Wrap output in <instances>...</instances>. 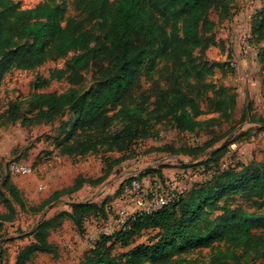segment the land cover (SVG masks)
<instances>
[{
  "label": "rangeland",
  "instance_id": "1",
  "mask_svg": "<svg viewBox=\"0 0 264 264\" xmlns=\"http://www.w3.org/2000/svg\"><path fill=\"white\" fill-rule=\"evenodd\" d=\"M1 1L14 5L17 11L38 6L56 9L61 25L70 18H84L82 10L88 2H91V14L94 16L102 5V0H0V13L11 20L16 19V14L7 10ZM263 7L264 0H233L227 8L219 6L210 11L212 24L205 34L208 41L203 47L191 50L197 69L203 72V82L207 84L205 96L193 98L191 103L190 108L199 122L193 132L176 130L170 122H165L155 124L151 136L134 141L127 149L104 145L94 153L67 156L58 153L53 136L60 124L66 125V132L70 134L78 129L79 121L68 107L60 110L51 123L38 121L22 125L19 120L0 126V264H17L20 254L30 246L35 249L25 264H84L88 249L99 238L89 240L98 220L107 221L113 217L111 206L120 186L140 172L148 169L159 171L163 179L155 178L186 191L193 184L213 181V176L224 170L239 172L243 166L262 160L264 73L257 59L261 45L256 40V29L262 18L258 12ZM109 21V16L97 15L84 20L81 31L100 35ZM244 33L255 45L252 52L243 59L241 57L235 71L228 65L229 52L241 44ZM28 42V39L15 40L17 45ZM79 53L78 50H71L30 70L10 65L0 81V113L10 103H16L22 115L33 116L36 111L30 104V98L35 80L64 70ZM147 67L149 70L143 76L139 90H149L154 84L163 87L172 73L179 76L181 83L191 84L197 80L188 68L185 55L172 57L161 42L148 48ZM100 77L101 74L90 63L75 72L73 81L78 82H70L66 78L57 82L56 88L66 91L76 86L81 93H90ZM184 92L185 96L179 97V100L187 103L191 95L185 86ZM117 109L110 110L107 115L112 116ZM119 118L111 119L114 127L122 124ZM12 162L30 167V172H11L9 165ZM240 176L238 173L231 180L225 179V189L216 194L215 200L207 207L195 213L184 229L194 218L199 223L206 218L214 219L238 204L247 211H253L242 199V190L237 194L229 193L231 183L239 181ZM99 177H102L101 180L94 182ZM76 182L78 186L74 187ZM7 184L15 186L17 198L9 193ZM245 184L238 183L236 188L242 189ZM75 202H93L102 204L103 208L96 215L85 216L78 222L64 215L53 218L71 211V204ZM50 219L53 222L45 236L49 246L41 247L35 234L30 232L37 228L40 221ZM157 233V229H148L128 246L116 243L112 254L119 256L139 245H149L156 241ZM217 251L241 253L243 247L237 243L219 244L215 248L183 253L176 258L180 264H210ZM244 258L242 253V264ZM263 261L260 258L247 264H262ZM142 264L161 263L147 260Z\"/></svg>",
  "mask_w": 264,
  "mask_h": 264
},
{
  "label": "trees",
  "instance_id": "2",
  "mask_svg": "<svg viewBox=\"0 0 264 264\" xmlns=\"http://www.w3.org/2000/svg\"><path fill=\"white\" fill-rule=\"evenodd\" d=\"M232 1L102 0L95 16L91 14V2H88L82 10L84 18H70L64 25H61L56 9L38 6L17 11L14 5L1 1L7 10L16 14V19L5 18L0 13V81L12 64L18 69L30 70L71 50L80 53L73 57L64 70L35 80L30 98V104L36 111L33 116L22 115L18 105L10 103L0 113V126L19 120L22 125L38 121L51 123L60 110L68 107L79 121L78 129L70 134L66 132V125L60 124L53 136L58 153L67 156L94 153L104 145L127 149L134 141L151 136L155 124L165 122H170L176 130L193 132L199 122L190 108L191 103L193 98L205 96L207 84L203 82V72L197 69L191 50L203 47L208 41L205 34L212 24L210 11L219 6L227 8ZM260 11L258 13L262 18L256 29V40L261 47L257 59L264 73V7ZM100 14L110 18L102 34L81 31L84 20ZM16 39H28L29 42L17 45ZM251 40L250 43L255 45ZM158 42L168 48L172 57L185 55L189 70L197 77L194 83H181L179 76L172 73L163 87L154 84L149 90L138 89L149 70L148 48ZM90 63L101 74L90 93H81L76 86L66 91L56 88V83L66 78L70 82H78L73 81L75 72ZM183 85L191 95L187 103L179 100L186 93ZM117 107L112 116L107 115ZM113 117H120L122 124L114 127L111 124ZM238 173L241 174L240 180L231 183L229 193L237 194L242 190V199L248 202L253 211H247L238 204L214 219L206 218L199 223L194 218L184 229V225L195 213L207 207L215 200V195L225 189V179L231 180ZM146 176L163 179L161 172L150 169L140 172L136 177L141 179ZM101 178L94 179V182ZM241 182L246 184L242 185V189L236 188ZM77 186L78 182L74 187ZM7 189L17 198L14 185L7 184ZM102 208V204L75 202L71 204V211L62 212L53 218L58 219L64 215L78 222L85 216L96 215ZM52 222L51 219L42 220L30 232L35 234L41 247L49 246L45 236ZM148 229H157L155 242L139 245L119 256L112 254L116 243L128 246L136 236ZM263 240L264 155L262 160L243 166L239 172L227 169L213 176V181L193 184L173 202L137 217L129 227L99 236L88 249L84 264H142L147 260H157L161 264H180L176 258L180 254L228 243H237L243 247V252L226 254L217 251L210 264H242V253L245 257L243 264H247L248 261L260 258L264 260ZM34 249V246H30L23 251L17 264H25Z\"/></svg>",
  "mask_w": 264,
  "mask_h": 264
},
{
  "label": "built area",
  "instance_id": "3",
  "mask_svg": "<svg viewBox=\"0 0 264 264\" xmlns=\"http://www.w3.org/2000/svg\"><path fill=\"white\" fill-rule=\"evenodd\" d=\"M248 34H242V42L238 47L229 52L228 65L232 70L237 69L242 59L253 51ZM9 170L16 173H28L30 167L21 163L12 162ZM181 190L177 185L167 184L163 181L152 178H129L120 186L112 203L113 217L107 221L98 220V225L93 229L89 240L93 241L99 236L110 235L119 229L127 228L139 216L149 214L161 207L173 202ZM101 219V217H98ZM96 237V238H95Z\"/></svg>",
  "mask_w": 264,
  "mask_h": 264
},
{
  "label": "crops",
  "instance_id": "4",
  "mask_svg": "<svg viewBox=\"0 0 264 264\" xmlns=\"http://www.w3.org/2000/svg\"><path fill=\"white\" fill-rule=\"evenodd\" d=\"M244 65V64H243Z\"/></svg>",
  "mask_w": 264,
  "mask_h": 264
}]
</instances>
